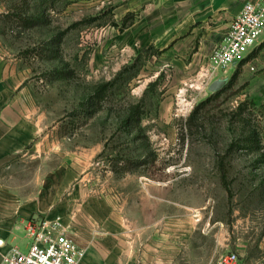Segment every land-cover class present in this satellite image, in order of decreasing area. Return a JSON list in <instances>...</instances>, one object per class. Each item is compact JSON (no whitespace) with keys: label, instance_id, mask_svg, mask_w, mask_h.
Masks as SVG:
<instances>
[{"label":"rangeland","instance_id":"374dc122","mask_svg":"<svg viewBox=\"0 0 264 264\" xmlns=\"http://www.w3.org/2000/svg\"><path fill=\"white\" fill-rule=\"evenodd\" d=\"M111 1L0 0L3 78L17 72L37 129L2 179L25 190L82 171L148 223L193 222L196 259L233 250L264 264V65L215 69L212 53L204 69L182 67L130 41L134 17H114Z\"/></svg>","mask_w":264,"mask_h":264},{"label":"crops","instance_id":"0c3cea01","mask_svg":"<svg viewBox=\"0 0 264 264\" xmlns=\"http://www.w3.org/2000/svg\"><path fill=\"white\" fill-rule=\"evenodd\" d=\"M250 0H112L114 17H134L124 35L140 46L153 45L172 62L204 69L231 20ZM129 41V42H130ZM187 58V60H185ZM264 65V48L255 58ZM0 63V168L32 144L36 125L21 110L17 72L3 78ZM15 83V84H14ZM89 175L71 169L37 180L35 188L8 185L0 173V264L15 244L26 247L29 228L61 216L70 236L87 249L80 264H211L195 258L194 223L183 219L147 222L143 207L103 183L90 188ZM139 197L146 193L139 192ZM151 194V193H150ZM157 197L156 193L150 195ZM136 209V210H133ZM137 210L144 212L140 213Z\"/></svg>","mask_w":264,"mask_h":264},{"label":"built area","instance_id":"2783aa9c","mask_svg":"<svg viewBox=\"0 0 264 264\" xmlns=\"http://www.w3.org/2000/svg\"><path fill=\"white\" fill-rule=\"evenodd\" d=\"M264 41V0H250L231 20L223 40L216 45L212 60L215 69L225 71L235 65L250 66L256 57L249 55ZM31 241L26 247L13 245L1 264H80L87 253L84 245L69 235L62 217L40 219L30 228ZM211 264H242L237 251L230 250Z\"/></svg>","mask_w":264,"mask_h":264},{"label":"trees","instance_id":"16d2710c","mask_svg":"<svg viewBox=\"0 0 264 264\" xmlns=\"http://www.w3.org/2000/svg\"><path fill=\"white\" fill-rule=\"evenodd\" d=\"M127 17H129V16H127ZM130 23H132V22H130ZM130 23H126V25L124 23V26L127 27ZM150 47H153V46H150ZM262 48H264V41L255 49V51H253V53H251L249 55V58L256 57ZM160 51L161 50L155 49V52L159 53ZM153 54H155V53H153ZM235 75H237V71L235 72ZM247 140L249 143H252L255 148L260 147L261 142H260V140H257V138L255 136L249 137V138H247ZM225 178H226V175L224 174V179ZM226 187H227V189H229V186L226 185Z\"/></svg>","mask_w":264,"mask_h":264},{"label":"water","instance_id":"95a60500","mask_svg":"<svg viewBox=\"0 0 264 264\" xmlns=\"http://www.w3.org/2000/svg\"><path fill=\"white\" fill-rule=\"evenodd\" d=\"M226 81H227L226 78L218 77L217 79L212 81V83L210 84L209 88H210V90L212 92L217 91V90H219L220 88H222L224 86Z\"/></svg>","mask_w":264,"mask_h":264}]
</instances>
